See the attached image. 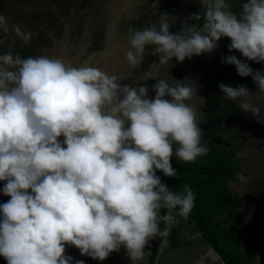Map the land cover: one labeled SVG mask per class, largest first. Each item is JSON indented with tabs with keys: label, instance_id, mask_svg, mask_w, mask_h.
I'll use <instances>...</instances> for the list:
<instances>
[{
	"label": "clouds",
	"instance_id": "9594fccd",
	"mask_svg": "<svg viewBox=\"0 0 264 264\" xmlns=\"http://www.w3.org/2000/svg\"><path fill=\"white\" fill-rule=\"evenodd\" d=\"M199 3L201 13L186 19L195 23L183 22L176 32L168 13H160L157 25L127 30L128 66L140 69L150 49L167 72V79L143 72L141 81H155L154 98L147 84H121L116 74L61 56L0 53V193L9 198L0 203V257L6 264H73L67 247L101 262L123 247L138 264L149 241L168 235L162 222L191 212L192 189L173 191L157 175L176 177L174 156L191 163L208 152L201 144L199 85L170 76L173 59L211 54L229 39L228 51L244 59L229 55L221 63L251 77L257 91L220 84L222 97L264 123L253 102L254 96L264 101V73L245 62L264 63V0H245L239 15L230 0ZM10 34L31 43L30 31L0 14V36Z\"/></svg>",
	"mask_w": 264,
	"mask_h": 264
},
{
	"label": "flooded vegetation",
	"instance_id": "af4514ba",
	"mask_svg": "<svg viewBox=\"0 0 264 264\" xmlns=\"http://www.w3.org/2000/svg\"><path fill=\"white\" fill-rule=\"evenodd\" d=\"M243 2L245 0H230V10L239 15L240 5ZM160 13H168L175 17V23L172 26L174 29L171 28L170 30L176 32L183 22L195 23L186 19L193 14L201 13V4L199 0H0V14L6 15L10 24H21L24 31L32 33L31 43L27 46L23 45L12 34L7 37L0 36V53H20L23 57L41 54L56 55L75 65L86 64L109 72L114 60L103 63L100 60L104 59L108 47H111L116 54L115 65L119 68V63L122 62L123 64H120L122 70L129 67L125 59V54L129 50L128 28L143 29V26L157 25ZM229 44V39L222 38L216 51L192 58L199 63L211 60L208 66L202 67L201 72L195 74V76H199L195 81L200 85L199 88L202 91L204 101L206 102V96L209 100L211 99L212 103H210L214 105V109L218 104L214 100L215 96H221L220 90L216 91L217 86L226 84V78L229 76L228 70L233 72V76L229 78L231 87L245 86L251 92L250 89L255 85L251 77L241 78L235 66L229 67V65L221 63V58L229 55H236L238 59H244L239 52L230 53L228 51ZM154 60H157L158 63V57H154ZM245 62L254 72L261 71L264 73V63ZM181 64L177 61L170 62V65L175 68V73L179 74L175 75L180 76L181 81H183L185 78L182 75ZM157 68H159L158 74L153 78L167 79L166 70L159 66ZM140 69H143V65ZM131 70L133 71V69ZM117 75L122 77L121 84L132 86L130 81L133 80L130 75L119 73ZM186 79H188L187 76ZM152 83L155 81L152 80ZM149 85L152 86L151 83ZM238 123L235 124L238 126ZM261 133L258 132L255 137L252 136L254 139L252 144L261 138ZM246 137L247 135L244 133L242 143L238 144L235 149L237 151L244 150L251 154L255 145L249 148V145L245 143ZM242 148L244 149L242 150ZM244 166H247L246 159L242 161L238 170ZM258 187H260L256 193L258 202H264V185H258ZM238 194L241 196L240 193ZM250 206V209L254 211V206L252 204ZM259 216L264 217V212ZM255 228L257 229V227ZM191 229L188 228V230ZM154 240L155 238L149 241L145 248L146 255L143 261L138 262V264H149ZM184 244L188 246L189 243L184 240ZM148 251L150 252L149 255L147 254ZM66 255L73 257V264L79 260L84 261V264H132L123 247L119 252L110 254L104 262L82 256L75 247H67ZM1 258L0 264H6V261Z\"/></svg>",
	"mask_w": 264,
	"mask_h": 264
},
{
	"label": "rangeland",
	"instance_id": "374dc122",
	"mask_svg": "<svg viewBox=\"0 0 264 264\" xmlns=\"http://www.w3.org/2000/svg\"><path fill=\"white\" fill-rule=\"evenodd\" d=\"M147 26H143L145 28ZM173 28V27H172ZM174 29V28H173ZM221 47V46H220ZM226 49V47H225ZM150 51V49L146 50L145 60L143 65V69H135L132 71L133 75H137L131 77L133 81H130V84L132 86H139L143 84H147L149 89V96L154 98V93L152 92V86L149 85L152 83V80L148 81H141L143 77V72H147L148 75L152 77H156L158 74L157 68V60H154V57L152 55H148L147 52ZM115 52L112 51L111 47H108V50L106 52V56L104 59H101L100 61L103 63L108 60H114V63L109 71V73L118 74L120 69L116 67L115 65ZM195 57V56H194ZM97 59V58H96ZM172 61H176L173 59ZM209 60L208 62L199 63L194 60H185L181 64L182 68V75L186 79V76L190 80H195L199 76H195V74H198L201 72L202 67L208 66L210 64ZM233 65H229V67H232ZM222 67V66H219ZM234 68V67H233ZM232 68V70H233ZM169 75L172 76L174 79L181 81L180 76H176L175 68L174 66L169 67ZM228 78H226V84L230 86L229 78L233 76V72L231 70H228ZM174 73V74H173ZM167 74V72H166ZM176 74V75H175ZM179 75V74H178ZM201 76V74H200ZM215 76V75H213ZM212 76V77H213ZM137 78V79H135ZM139 82V84H138ZM200 86V85H199ZM219 86H217L218 91ZM251 93L255 94L257 91V87L253 85ZM221 92V91H220ZM198 95L202 97V91L200 88L198 89ZM258 95V94H257ZM205 96V95H204ZM221 96L217 95L215 96L214 100H216L217 109L224 107V112H228L231 116V120H224L225 118H222L220 120V123L217 124L219 118L222 114L220 111H215L212 113V110L214 109V105L211 104V99L209 100L206 96V102L204 103L203 108L200 107L199 104H197V107L201 111V117L199 120V126L202 129V137H201V144L206 146L208 149V156L210 154L216 155L215 152H219L220 150L230 152L233 154L236 158L238 157L240 159V163L246 159L247 166L241 167L240 170H238L235 173V179L228 182V186L234 191H237V193L241 194V199L243 202V207L240 210V218L236 219L234 222L230 219L224 222L225 226H230V231L227 232L228 234L234 233L235 235L239 236L240 229L242 231L241 238L243 239L244 245H251L254 244L256 246V253H258L257 256V262H254L253 264H263L260 263L259 260H261V252H264V217H260L259 215L264 212V202H258V197L256 196V193L260 190V187L258 185H264V123H259L257 120L253 117L251 113H244L242 112L236 103L225 101ZM203 98V97H202ZM211 102V103H210ZM227 102V103H226ZM230 102V104H229ZM253 102L261 108V114L264 115V101H261L257 97H253ZM237 119V121H236ZM239 120V123H238ZM232 123L230 124L229 123ZM203 123L205 125H203ZM238 123V126L235 124ZM229 126H232L230 129ZM208 126V128H205V126ZM259 128H262V130H259ZM258 132L261 133V138L257 140L255 144H252V141L255 137V135ZM246 133V141L245 143L249 145V148L253 146L251 154L246 151H237L235 147L238 144H241L243 141V134ZM238 138L236 139V137ZM263 137V138H262ZM252 138V140H251ZM215 141H214V140ZM236 139V140H235ZM250 155V156H249ZM206 155L198 157L196 160H204ZM251 157V159H250ZM175 158V156L173 157ZM176 159V158H175ZM3 187V182H0V189ZM8 197H5L0 193V203H4L8 200ZM254 206V211H252L251 206ZM182 223L184 225L185 222L180 218L179 216H175V219L171 222H169L167 225L170 227L172 224H178ZM188 226V225H186ZM255 227H258L259 229L262 227L261 233L255 237V231L257 232V229ZM239 229V230H237ZM218 233H221L220 237L225 234V230L221 229L218 231ZM182 237H184L186 243H189L188 246H186L183 242L182 250L175 252L172 250H169V244H164L160 250V256L157 261V264H220L221 260L220 258L210 249L207 244L204 242V240L201 238L200 234L196 232V229L188 230L183 229L181 231ZM193 235H195V238H193ZM255 237V238H254ZM223 239V237H221ZM191 239V240H190ZM252 239H254V242L252 243ZM259 249H262L263 251H260ZM148 251V255H149ZM224 264V263H223ZM244 264V262H243ZM245 264H248V261H246Z\"/></svg>",
	"mask_w": 264,
	"mask_h": 264
},
{
	"label": "trees",
	"instance_id": "16d2710c",
	"mask_svg": "<svg viewBox=\"0 0 264 264\" xmlns=\"http://www.w3.org/2000/svg\"><path fill=\"white\" fill-rule=\"evenodd\" d=\"M120 64L123 63H119V74L134 76L130 67L121 70ZM107 67L110 66L107 65ZM151 84L153 86L154 83ZM221 109L223 110L220 111ZM215 111H220L222 114L216 119L218 120L217 124L220 123L222 118H225L224 120L232 119L229 110L224 112V107L218 109L216 107L212 113ZM203 125L205 124L203 123ZM228 127L232 128L229 124ZM205 128H208V126L206 125ZM215 154L213 156L210 154L207 157L209 155L207 153L204 160H195L191 163L173 158L172 165L177 173L175 178H168L163 173L157 172L161 182L173 191H182L184 185L189 186L195 195V201L194 207L186 217L179 216L188 226L178 223L168 227L165 223H161V229L167 227L168 235L163 238H155L149 264H157L160 250L164 244H169V250L181 251L185 240L181 235V231L188 228L196 229V232L200 234L207 246L224 264H243V262L245 264L246 261H248V264H253L257 262L256 246L254 244L244 246L243 239L240 236L241 229L239 236L234 233L228 234L227 232H231L230 226L224 224L229 219L234 222L240 218L243 202L237 191L233 192L228 186V182L235 179V173L239 169L241 161L227 151L220 150ZM165 212L166 210H161L162 215ZM173 214L175 215V213ZM221 229H224L226 234L221 236L223 239L220 237L221 233H218ZM262 229V227L260 229L257 227L255 237L261 233ZM251 242L253 243L254 239ZM259 250L263 251L262 249ZM260 263L264 264V252H261Z\"/></svg>",
	"mask_w": 264,
	"mask_h": 264
},
{
	"label": "crops",
	"instance_id": "0c3cea01",
	"mask_svg": "<svg viewBox=\"0 0 264 264\" xmlns=\"http://www.w3.org/2000/svg\"><path fill=\"white\" fill-rule=\"evenodd\" d=\"M244 246H247L246 243H245ZM209 248H210V247H209ZM210 249H211V248H210ZM220 260H221V259H220ZM259 262H260V260H259ZM223 263H224V262L221 260V263H220V264H223Z\"/></svg>",
	"mask_w": 264,
	"mask_h": 264
},
{
	"label": "water",
	"instance_id": "95a60500",
	"mask_svg": "<svg viewBox=\"0 0 264 264\" xmlns=\"http://www.w3.org/2000/svg\"><path fill=\"white\" fill-rule=\"evenodd\" d=\"M104 262V261H103ZM102 264V263H101Z\"/></svg>",
	"mask_w": 264,
	"mask_h": 264
}]
</instances>
